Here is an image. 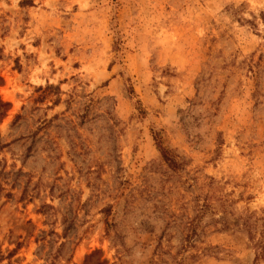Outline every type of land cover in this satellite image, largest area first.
Returning <instances> with one entry per match:
<instances>
[{"label": "rangeland", "instance_id": "obj_1", "mask_svg": "<svg viewBox=\"0 0 264 264\" xmlns=\"http://www.w3.org/2000/svg\"><path fill=\"white\" fill-rule=\"evenodd\" d=\"M261 243L264 0H0V264H264Z\"/></svg>", "mask_w": 264, "mask_h": 264}, {"label": "trees", "instance_id": "obj_2", "mask_svg": "<svg viewBox=\"0 0 264 264\" xmlns=\"http://www.w3.org/2000/svg\"><path fill=\"white\" fill-rule=\"evenodd\" d=\"M50 89H56L59 91V86L58 85H54V84H47L44 88H40V90L45 91V90H50ZM154 140L156 141V146L157 149L159 150L163 160H165V162H167L168 165L170 166H174L175 163H177V161L175 160L174 156L171 155L170 150L162 143L161 138H159L156 134L154 135ZM106 210L104 209L103 212H105ZM106 213V212H105ZM107 214V213H106ZM73 220L70 222H67V217L63 216V232H62V236L63 237H69L70 236V230L71 227L73 226ZM107 226H109L108 221L106 222ZM260 249V255H264V244L261 243L259 246ZM4 259V256L2 254V252L0 251V261Z\"/></svg>", "mask_w": 264, "mask_h": 264}]
</instances>
